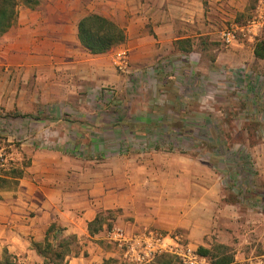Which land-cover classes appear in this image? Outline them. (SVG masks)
<instances>
[{"label":"crops","instance_id":"0c3cea01","mask_svg":"<svg viewBox=\"0 0 264 264\" xmlns=\"http://www.w3.org/2000/svg\"><path fill=\"white\" fill-rule=\"evenodd\" d=\"M255 4L19 0L14 25L0 37V147L9 150L5 177L13 179L12 170L18 172L16 186L0 191V260L7 250L21 264H42L33 244L48 237L69 245L67 264H129L105 238L106 224L99 231L89 229L101 213L129 234L150 229L179 233L213 254L216 248L229 247L235 262L264 253V142L252 147L262 152V157L256 155L261 173L255 195L248 196L247 204L231 201L213 167L202 159L161 157L158 164L147 161L152 170L147 178L129 173L138 162L131 156L121 164L123 153L116 151L127 142L121 135V113L103 105L114 101L129 80L168 83L186 76L191 83L198 81L200 69L211 76L216 67L202 54L212 46L219 59L229 54L230 63L238 60L245 69L242 78L255 73L254 99L252 94L243 99L246 110L254 101L256 116L264 115V58L255 56L264 30L254 41L230 47L220 42L221 29L244 24ZM92 14L123 28L125 41L107 52L91 53L80 40L79 24ZM123 49L129 51L130 73L120 72L114 62ZM168 98L151 93L148 99ZM144 111L147 121L167 123L166 113ZM128 117L143 127L140 114ZM127 123L128 131L136 134L137 126ZM166 143L160 136L147 141V147L163 149ZM107 150L109 155L104 154ZM183 161L191 166L186 172ZM158 258L148 264H161ZM174 259L172 264H179Z\"/></svg>","mask_w":264,"mask_h":264},{"label":"rangeland","instance_id":"374dc122","mask_svg":"<svg viewBox=\"0 0 264 264\" xmlns=\"http://www.w3.org/2000/svg\"><path fill=\"white\" fill-rule=\"evenodd\" d=\"M216 44L220 45L219 42ZM210 47L208 52L202 54V57L207 64L211 62L207 59L212 60V64L216 67L211 76L206 75V69H200L198 81L194 78L191 83L186 76L174 78L168 83L147 80V78L139 81L129 80L118 89L119 93L114 101H105L103 105L108 110L117 109L121 113V123L125 124L121 135L127 142L123 149L116 151L123 153L120 156L121 164L126 163L125 159L131 156L137 158L138 162L133 167H129L133 168L129 173L134 172L147 178V173L152 172L151 165L147 166V161L158 164L161 157L163 159L176 157L184 158V160L202 159L213 167L221 180V186L226 189L228 199L247 204L248 196L255 195L256 186L259 184V181H256L257 174L261 173L256 157L259 155L262 157V152L252 147L264 142V115L256 116L255 102L252 101L257 80L255 73H251V77L247 79L242 78L244 74L241 73H244L245 69L241 68L238 60L230 63L229 54H226L224 59H219V52L213 51L214 48ZM219 60L226 61L227 64L222 66L217 63ZM151 93H158V95L160 93L163 94V98H169L167 101L162 100L163 102L152 101L148 99ZM251 94L252 99L248 101L253 102L248 103L251 110L249 108L246 110V101L243 98ZM192 95L193 101L190 99ZM149 108L166 113L167 123L159 124L149 119L147 121V112L144 110ZM134 112L143 117H139L141 123H144L143 127H140L142 124L135 125L138 122L137 118L128 117L134 116ZM127 122L137 126L136 134L128 131ZM145 122H148V128ZM150 126H154L156 131L154 132V128L151 129ZM159 129L162 133L158 132ZM160 136L167 142L165 148L147 147V141L156 142L160 140ZM129 142H135L136 146L130 148ZM108 153L109 150L104 154ZM139 160L142 162L139 163ZM186 162L183 161L185 172L191 167L190 165L187 167ZM8 170L5 175L9 172ZM17 175L18 172L14 169L12 170L13 179L4 176L5 178L0 180V191L16 186L15 176ZM250 204L256 205V203ZM107 215L110 214L107 213ZM6 251L0 264H21L14 255L7 254ZM214 254L234 255V251L229 247H219L214 250ZM177 262L182 264L179 259Z\"/></svg>","mask_w":264,"mask_h":264},{"label":"built area","instance_id":"2783aa9c","mask_svg":"<svg viewBox=\"0 0 264 264\" xmlns=\"http://www.w3.org/2000/svg\"><path fill=\"white\" fill-rule=\"evenodd\" d=\"M264 30V0H257L252 17L244 24L234 23L220 31V42L230 47L235 43L254 41ZM120 72L130 73L129 51L120 50L114 58ZM9 153L0 147V180L9 168ZM105 238L113 243L129 264H148L158 256L166 253L175 255L182 264H212L211 259L199 252L182 234H165L160 230L150 229L129 234L117 225L105 230ZM236 264H264L263 255H253Z\"/></svg>","mask_w":264,"mask_h":264},{"label":"trees","instance_id":"16d2710c","mask_svg":"<svg viewBox=\"0 0 264 264\" xmlns=\"http://www.w3.org/2000/svg\"><path fill=\"white\" fill-rule=\"evenodd\" d=\"M19 0H0V37L9 31L14 25L17 18V7ZM79 37L82 44L93 54L107 52L112 47L123 43L126 39V34L123 28L119 27L113 21L99 14H92L80 21ZM255 56L264 58V39L257 42L255 47ZM110 216L99 214L97 218L89 223L91 232L103 229V225L112 227ZM37 252L43 256V264H67L65 261L66 255L69 253V245L64 242H54L48 237L43 243L33 244ZM225 247V246H222ZM199 252L208 256L212 264H236L234 255L222 254L216 255L205 247H200ZM5 253L8 254L6 251ZM158 261L161 264H172L174 258L171 254H162L158 256Z\"/></svg>","mask_w":264,"mask_h":264}]
</instances>
